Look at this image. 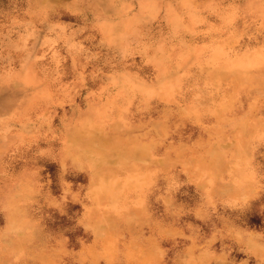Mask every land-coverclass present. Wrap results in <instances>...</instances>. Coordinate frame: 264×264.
<instances>
[{"label": "rangeland", "instance_id": "rangeland-1", "mask_svg": "<svg viewBox=\"0 0 264 264\" xmlns=\"http://www.w3.org/2000/svg\"><path fill=\"white\" fill-rule=\"evenodd\" d=\"M254 56L264 0H0V264H264V132L229 138L252 93L210 68Z\"/></svg>", "mask_w": 264, "mask_h": 264}, {"label": "bare ground", "instance_id": "bare-ground-1", "mask_svg": "<svg viewBox=\"0 0 264 264\" xmlns=\"http://www.w3.org/2000/svg\"><path fill=\"white\" fill-rule=\"evenodd\" d=\"M218 51V50H215ZM219 51L216 52L215 56L212 59V62H214L217 58ZM252 59L244 58V57H238L234 59H225L222 60L221 63H211L210 68L213 70H221L224 72V77L227 78V85L226 87H229L232 89V92L229 96L237 97V94L246 91L248 94L249 91L252 93V97L248 102V106L246 110L244 111V115L242 116L243 112L229 109L226 106H221L218 117H222L226 120V123H230L231 132L228 134L229 138L235 139L238 144H240V147H244V150L248 151L250 149V141L251 138L256 135L262 134L264 131L260 132L259 125L257 124V117L255 116L256 108L258 107V104L256 103L259 99L258 97L264 92V90H260V87H264L263 84V77H264V61H259L256 59V57H251ZM160 59H156V63L158 65V75L159 80L161 82V88L159 89L158 96L164 100L172 101L175 100V94L173 92V86L174 83L171 80H165L164 77L168 71V68L165 64H162L160 62ZM199 63L202 62L199 58L197 59ZM177 84V83H175ZM189 108V106H187ZM228 111L231 112L228 114ZM217 113V110L215 111ZM230 115V116H228ZM246 128L248 129L249 133L246 131ZM252 132H255L256 135H251ZM253 137V138H254ZM192 176L195 179H206L208 178L209 170H208V163L201 162L198 165L197 168H194ZM127 179L124 181V184L119 188L122 190V193H119L118 196H116V200L114 199L111 201V205L114 207L112 208L116 212L119 211L120 208V201L125 195L126 189L130 188L131 186H134L136 180L131 181L132 178L135 177L134 173L132 171L128 172L126 174ZM118 189V190H119ZM100 203V202H97ZM101 204V203H100ZM99 204L96 205L94 213L99 212ZM128 210L129 208H133L132 205L127 206ZM92 210V209H91ZM103 212H106L103 210ZM119 213V212H118ZM106 220L108 221L109 225L112 227L111 229H108L104 232V234L100 235L99 237L102 238V244L106 250L107 253L110 255L114 254L116 251V246L114 244L115 240V234L117 233V230L115 228V225L117 224V217L116 214H106ZM116 222V224H115ZM129 251L133 255L137 256L141 261H145L149 258L148 250L140 247H134L132 244L129 245ZM97 254V251L92 252V257H95ZM191 258H188L187 263L188 264H194Z\"/></svg>", "mask_w": 264, "mask_h": 264}]
</instances>
